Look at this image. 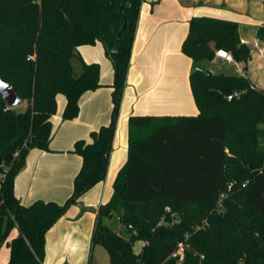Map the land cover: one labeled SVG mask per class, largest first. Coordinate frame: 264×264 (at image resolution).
Listing matches in <instances>:
<instances>
[{"label": "trees", "instance_id": "16d2710c", "mask_svg": "<svg viewBox=\"0 0 264 264\" xmlns=\"http://www.w3.org/2000/svg\"><path fill=\"white\" fill-rule=\"evenodd\" d=\"M142 2L0 0V78L26 103L17 110L0 94V249L10 248L7 264H44L47 232L105 179ZM256 36L264 46V24ZM98 41L114 70L111 122L92 131L90 141H76L73 152L83 162L64 203L25 205L15 179L31 149L49 150L57 96L65 95L63 118L71 120L79 115L81 96L103 86L100 64L76 52ZM222 48L238 62L251 59L237 22L193 17L182 49L194 61L191 85L200 113L130 117V133L139 128V134L130 137L128 161L112 198L97 211L92 236L111 264H178L172 253L182 242L181 264H264V89L245 75L207 74L199 63L212 61ZM115 214L119 229L105 223ZM14 228L19 234L8 241ZM137 241L145 242L139 253Z\"/></svg>", "mask_w": 264, "mask_h": 264}, {"label": "crops", "instance_id": "0c3cea01", "mask_svg": "<svg viewBox=\"0 0 264 264\" xmlns=\"http://www.w3.org/2000/svg\"><path fill=\"white\" fill-rule=\"evenodd\" d=\"M203 16L239 24L240 40L249 42L245 45L251 50V59L246 64L237 62L239 70L235 74L249 77L264 89V46L256 36L264 24L263 0H143L107 175L47 232L44 264H100L95 255L98 245L92 244L97 211L112 198L114 182L129 158L130 137L139 134V128L130 133L131 116H197L200 113L191 85L194 61L183 52L182 46L191 19ZM254 41L259 42V47L252 45ZM76 52L86 63L100 64L103 86L81 96L79 115L71 120L63 118L65 95L57 96L49 150L31 149L15 179V194L25 205L37 200L64 203L73 193L74 179L83 162L73 152L76 141H90L92 131L111 122L114 70L105 47L98 41L94 45H80ZM220 59L216 58L214 63ZM73 63L75 73L80 74L79 58L75 57ZM18 234L19 230L14 228L8 241ZM9 259L10 248L4 244L0 249V264H7Z\"/></svg>", "mask_w": 264, "mask_h": 264}, {"label": "rangeland", "instance_id": "374dc122", "mask_svg": "<svg viewBox=\"0 0 264 264\" xmlns=\"http://www.w3.org/2000/svg\"><path fill=\"white\" fill-rule=\"evenodd\" d=\"M232 53V52H231ZM214 60V59H213ZM212 61H202L199 63V65L205 70H216L219 72H224L226 74H235L238 72L239 67L236 64L233 63H227L226 61L220 59L217 63H214ZM236 62H238L236 60ZM240 63V62H238ZM240 93L238 92V95ZM26 107V103L22 102L20 105L16 106L15 108L17 110H23ZM206 222V220H205ZM105 223L108 224L109 226L113 227L114 229H119L121 227L120 220L118 218V215L115 214L113 218L111 219H106ZM145 242L144 241H137L134 246V250L136 253H139L142 250V247L144 246ZM95 255L98 257L100 264H110L109 261V255L106 249L103 246H96L95 249Z\"/></svg>", "mask_w": 264, "mask_h": 264}, {"label": "built area", "instance_id": "2783aa9c", "mask_svg": "<svg viewBox=\"0 0 264 264\" xmlns=\"http://www.w3.org/2000/svg\"><path fill=\"white\" fill-rule=\"evenodd\" d=\"M263 3H264V0H263ZM240 41H241L242 44L249 45V42L246 39H243L242 38ZM252 45L254 47H259V42L254 41L252 43ZM216 58H221V59L225 60L227 63L237 64L234 55L230 51H228L226 49H223V48L216 50V57L214 58L213 62H216ZM237 95H238V92H235L233 95H229L228 98L229 99H232L233 96H237ZM246 183L247 182H245L244 185H246ZM231 187H232V183L229 184L228 189L230 190ZM226 196H227L226 193H223L221 195V198H220V200L218 202V205H217L218 210H222V208H223L222 201H223V198L226 197ZM186 247H187V245H185V243H183V242L182 243H179L178 246H177V248H176V250L172 253V257L177 259V263L178 264H181L183 262V260H184L185 248Z\"/></svg>", "mask_w": 264, "mask_h": 264}, {"label": "water", "instance_id": "95a60500", "mask_svg": "<svg viewBox=\"0 0 264 264\" xmlns=\"http://www.w3.org/2000/svg\"><path fill=\"white\" fill-rule=\"evenodd\" d=\"M125 1V0H124ZM124 3L122 5V10L124 8ZM122 32V31H121ZM207 74H213L212 71L207 70ZM0 94L2 97L6 100L9 107H16L22 103L20 96L18 95L14 85L12 83H8L4 81L2 78H0ZM10 155L8 154L6 156V162H10ZM3 169L2 166H0V171Z\"/></svg>", "mask_w": 264, "mask_h": 264}]
</instances>
